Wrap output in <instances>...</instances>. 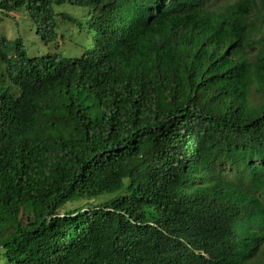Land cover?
<instances>
[{
    "label": "trees",
    "instance_id": "trees-1",
    "mask_svg": "<svg viewBox=\"0 0 264 264\" xmlns=\"http://www.w3.org/2000/svg\"><path fill=\"white\" fill-rule=\"evenodd\" d=\"M22 10L47 49L0 32L1 264H264V0Z\"/></svg>",
    "mask_w": 264,
    "mask_h": 264
},
{
    "label": "rangeland",
    "instance_id": "rangeland-1",
    "mask_svg": "<svg viewBox=\"0 0 264 264\" xmlns=\"http://www.w3.org/2000/svg\"><path fill=\"white\" fill-rule=\"evenodd\" d=\"M64 9H67L69 13H76L79 17L81 16L80 12L73 8L72 6H66ZM0 32L3 33L6 38L8 39H14L17 36L20 35H25L23 36V40L25 43H27L28 46L31 47L30 51H36V52H44V49H47L41 41L40 34L36 32V30L32 27L30 19L26 16L25 11H17V12H10L8 15H3L0 17ZM71 38V37H70ZM74 41H57L58 45L61 46L63 49V52L67 55H80L82 53L81 48L78 47H73L71 43ZM50 47H48V50ZM40 53V52H39ZM107 196H101L97 199L90 200V203L97 204L103 202L104 199H106ZM85 200H80V201H75V202H70L67 203L65 206H63L62 210L60 211L61 213L65 211L72 210L76 207H79L83 205ZM1 259V255H0ZM1 264V262H0Z\"/></svg>",
    "mask_w": 264,
    "mask_h": 264
},
{
    "label": "clouds",
    "instance_id": "clouds-1",
    "mask_svg": "<svg viewBox=\"0 0 264 264\" xmlns=\"http://www.w3.org/2000/svg\"><path fill=\"white\" fill-rule=\"evenodd\" d=\"M30 49H31V47H29V50ZM39 52H40V54L44 53L41 51H39ZM29 53H31V51ZM4 84L7 87L11 86V83L9 82V80H6V79H4ZM13 112H14V110H13L12 106H10L7 102L0 100V136H2L3 138L6 137L5 131H6L9 120H11Z\"/></svg>",
    "mask_w": 264,
    "mask_h": 264
}]
</instances>
